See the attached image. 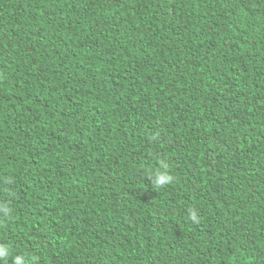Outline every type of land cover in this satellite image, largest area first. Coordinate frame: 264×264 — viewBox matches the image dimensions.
<instances>
[{
  "label": "trees",
  "instance_id": "16d2710c",
  "mask_svg": "<svg viewBox=\"0 0 264 264\" xmlns=\"http://www.w3.org/2000/svg\"><path fill=\"white\" fill-rule=\"evenodd\" d=\"M0 205V264H264V0H0Z\"/></svg>",
  "mask_w": 264,
  "mask_h": 264
},
{
  "label": "clouds",
  "instance_id": "9594fccd",
  "mask_svg": "<svg viewBox=\"0 0 264 264\" xmlns=\"http://www.w3.org/2000/svg\"><path fill=\"white\" fill-rule=\"evenodd\" d=\"M152 183L159 187L164 186L170 183L173 180V177L168 173L167 169H162L161 171L155 172L150 176ZM0 209H3L5 212L8 211L6 205H0ZM192 219L195 220V214H193ZM8 255V248L4 245H0V257H6ZM15 264H22L21 258L17 257Z\"/></svg>",
  "mask_w": 264,
  "mask_h": 264
}]
</instances>
